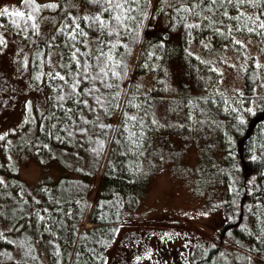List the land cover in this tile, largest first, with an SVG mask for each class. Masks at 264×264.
I'll list each match as a JSON object with an SVG mask.
<instances>
[{
	"label": "trees",
	"instance_id": "16d2710c",
	"mask_svg": "<svg viewBox=\"0 0 264 264\" xmlns=\"http://www.w3.org/2000/svg\"><path fill=\"white\" fill-rule=\"evenodd\" d=\"M83 2L90 11L64 15L47 40L51 52H60L57 66L46 67L44 42L31 51V79L44 87L45 96L39 109H23L18 128L10 134L13 143L7 151L15 155L0 177V264H105L115 247L133 246L140 233L148 234L130 225L126 213L145 196L146 149L161 130L155 127L156 114L173 111L174 104L186 116V125L198 121L188 118L191 113L204 117V127L220 131L214 156L221 167H210V176L212 183L223 184L229 218L213 230L217 232L212 241L192 237L203 249L192 264H229L223 244L230 233L237 248L264 264V0H183L155 8L152 0H119L122 9ZM19 3L20 9L8 10L0 23L23 36L34 32L43 12L56 7L53 0ZM104 8L109 10L101 17L103 29L85 19ZM17 11L25 16L11 15ZM158 14L168 16L167 32L153 33L154 59L135 62V53L147 41L154 42L147 37ZM118 15L120 22L112 19ZM202 18L221 32H193L195 27L189 26ZM74 20L83 34L73 32ZM173 36L189 81L179 84L174 99H165L169 101L161 106L158 64L169 56L164 40ZM191 42L204 48L194 54ZM230 55L237 57L235 65L227 63ZM82 66H87L86 72ZM101 68L106 77L97 75ZM26 157L43 171L51 165L57 173L28 185L18 166ZM203 164L211 165V158ZM153 235L167 239L176 233ZM153 239L143 242L154 249ZM236 260L233 264H241Z\"/></svg>",
	"mask_w": 264,
	"mask_h": 264
},
{
	"label": "rangeland",
	"instance_id": "374dc122",
	"mask_svg": "<svg viewBox=\"0 0 264 264\" xmlns=\"http://www.w3.org/2000/svg\"><path fill=\"white\" fill-rule=\"evenodd\" d=\"M53 1L56 3L55 9L43 12L36 21L34 32L28 36L15 35L14 32L0 23V177L5 175L4 170L13 162L12 158L15 154L7 151V149L13 143L10 134L18 128L23 109L26 107L33 110L39 109L45 96L44 87L38 88L40 85L31 79V50L39 42L47 44L54 27L64 15L71 14L78 17L90 11L83 0ZM152 1L155 8L159 5L169 7L183 0ZM191 1L199 4L203 0ZM19 4V0H0V11L4 9L18 10L20 9ZM167 21L168 16L166 14L156 15L153 30L147 37V40L150 38L154 42L148 44L147 41L135 53L133 59L135 62H141L144 58L154 59L155 52L152 45L155 43L156 37L153 33L167 32ZM211 24L210 20L202 18L195 23L198 27H195L193 32H203L206 28L210 29V33L221 32L212 27ZM164 42L169 48V56L161 57L158 64L160 67L159 79L163 89H160L159 95H162L158 96L157 100L161 106H163V102L169 101H165V99H174L175 94L181 90L178 88L179 84L181 87L189 81L184 74L181 55L176 53L177 37H166ZM189 45L196 46L189 49L194 54H198L204 48L201 43L195 45L194 42H191ZM50 46L47 44L46 67L57 66L61 57L59 50L56 49V52H51ZM219 47L221 48L222 44ZM226 60L229 65H235L237 57L233 58L230 55L229 58L226 57ZM161 64L162 66H160ZM229 82H231V76ZM176 110L178 109L174 104L173 111L167 108V110H161L156 114L158 125L155 127L161 128V130L152 138L146 149L148 157L142 166L147 173V189L144 188L143 190L145 196L143 195L142 200H139L138 206L132 213H126V217L131 220L130 225H136V228L142 227L155 233L163 231L164 233L180 234L176 237L184 241H188L189 238L197 235L202 237L206 243L207 240H209L208 242L212 241L213 234L217 232L213 230L224 220H227L229 214L224 203L223 184L219 180L212 183L210 176L214 174L210 167H221L218 155L215 154L214 156V152L218 153L216 143L220 131L204 127L206 121L204 117L195 116L191 113L188 114V118H198V121L186 125L184 123L186 116ZM218 120L219 122L217 120L216 122L220 123L224 119L221 117ZM197 127L199 128L197 129ZM146 140L147 137L143 145L146 144ZM204 149L208 150L209 153L205 152ZM24 156L30 155L24 154ZM208 157L211 158L212 164L205 166L203 162ZM27 160V157L24 160L20 159L18 166L20 177L30 186H35L44 176L51 178L57 173V168L51 165L46 171H43L42 166ZM262 182L264 196V173ZM118 235L117 232L115 239H118ZM227 239L228 241L224 243L227 249L225 255L228 254L226 263L233 264L234 261L237 263V257L241 264L260 263L257 262L258 258L255 255L253 256L239 247L236 248L235 244L234 247H231L232 241L229 237ZM241 242L243 243V241ZM236 244L240 245V241H237ZM113 248L114 245H111L110 249ZM118 248L119 246L112 250V257L107 258L105 264H113L114 261L112 263L111 261L114 256L116 258ZM197 249L203 251L200 243L197 245ZM120 251L122 254L123 250L120 249Z\"/></svg>",
	"mask_w": 264,
	"mask_h": 264
},
{
	"label": "flooded vegetation",
	"instance_id": "af4514ba",
	"mask_svg": "<svg viewBox=\"0 0 264 264\" xmlns=\"http://www.w3.org/2000/svg\"><path fill=\"white\" fill-rule=\"evenodd\" d=\"M134 233H138L136 230H132ZM143 235V237L140 236ZM136 238L133 246L127 244L120 246L117 250V257L112 261L113 264H192L196 256L193 253L195 246V238H189L188 241L181 240L175 236L168 237L167 239H161L158 236H154L152 231H148V234L144 232L140 233ZM153 237L152 243H154V249L145 244L143 241L149 240V237ZM121 250L123 253L121 254Z\"/></svg>",
	"mask_w": 264,
	"mask_h": 264
},
{
	"label": "snow or ice",
	"instance_id": "6c2138e0",
	"mask_svg": "<svg viewBox=\"0 0 264 264\" xmlns=\"http://www.w3.org/2000/svg\"><path fill=\"white\" fill-rule=\"evenodd\" d=\"M34 2H35V0H25V3H34ZM91 2L95 3V4H102V3L103 4H107L109 6V8H115V9H122L123 8V5L119 2V0H91ZM124 2L127 3L128 0H124ZM212 2L215 3L216 0H212ZM229 2H231V0H229ZM241 2L243 3L244 0H241ZM47 7H55V5H47ZM109 8H104L102 10V12L97 13L96 16L93 17V18L85 17V19H90L91 23L99 24L100 27L103 29L106 26V24H105V21L103 19H101V17L103 15V12L108 11ZM34 11H39V9L38 8L34 9ZM5 14H9L7 9H4L3 11H0V16H3ZM11 15H15V16H18V17H24L25 13L17 11V12L11 13ZM27 19L32 20V19H34V17L31 16V15H28ZM112 19L120 22L122 20V15H118V16L112 17ZM73 22L76 23L75 20ZM189 27H198V25H190ZM260 27L264 28V24H260ZM73 32H76V33H79V34H83L82 31L80 30V27H79L78 23H76V26L73 29ZM109 34L111 35L112 33L110 32ZM75 38H76L75 35L71 36L72 40H75ZM237 43H239V42H237ZM77 51H79V50H77ZM73 58L75 59V54L73 55ZM77 64L79 65V61H77ZM82 67H83L84 71L86 72L87 71V66H82ZM101 73L103 74L104 77H106L108 75V73L105 71L104 68H101L100 69V73H98L97 75L100 76ZM56 75L61 80L65 79V77L64 76H60L59 73H57ZM112 75L116 76L118 74L113 72ZM96 78L97 77H93V79H96ZM107 86L111 87V85H107ZM73 87H75V85ZM129 119L135 120L136 117H129Z\"/></svg>",
	"mask_w": 264,
	"mask_h": 264
}]
</instances>
